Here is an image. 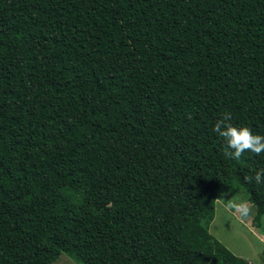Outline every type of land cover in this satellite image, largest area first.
Returning a JSON list of instances; mask_svg holds the SVG:
<instances>
[{
  "label": "trees",
  "instance_id": "1",
  "mask_svg": "<svg viewBox=\"0 0 264 264\" xmlns=\"http://www.w3.org/2000/svg\"><path fill=\"white\" fill-rule=\"evenodd\" d=\"M225 113L264 135V0H0V264H251L210 232L235 183L264 215Z\"/></svg>",
  "mask_w": 264,
  "mask_h": 264
},
{
  "label": "rangeland",
  "instance_id": "2",
  "mask_svg": "<svg viewBox=\"0 0 264 264\" xmlns=\"http://www.w3.org/2000/svg\"><path fill=\"white\" fill-rule=\"evenodd\" d=\"M242 202H246L251 211L246 216H242L231 207L234 203ZM252 206L247 192L236 183L224 189L216 201L215 217L210 225V232L237 256L245 258L251 264H263L264 215L261 226L254 225ZM53 264L80 263L63 253Z\"/></svg>",
  "mask_w": 264,
  "mask_h": 264
},
{
  "label": "clouds",
  "instance_id": "3",
  "mask_svg": "<svg viewBox=\"0 0 264 264\" xmlns=\"http://www.w3.org/2000/svg\"><path fill=\"white\" fill-rule=\"evenodd\" d=\"M229 120L230 114L225 113L224 118L217 120L213 126V131L223 137L227 147L233 150L225 152V156L238 160L245 151H251L257 155L264 153V135L253 134L252 130L246 126H233ZM244 179L248 183H252L253 180L257 184L264 183V168L256 170L254 176L247 175ZM231 207L242 216L250 213V208L246 202L234 203Z\"/></svg>",
  "mask_w": 264,
  "mask_h": 264
}]
</instances>
